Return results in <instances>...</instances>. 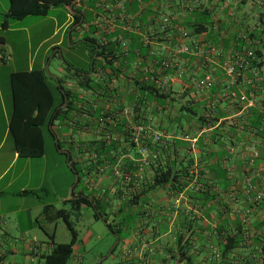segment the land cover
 I'll list each match as a JSON object with an SVG mask.
<instances>
[{"label":"crops","instance_id":"0c3cea01","mask_svg":"<svg viewBox=\"0 0 264 264\" xmlns=\"http://www.w3.org/2000/svg\"><path fill=\"white\" fill-rule=\"evenodd\" d=\"M107 1L113 3L116 0ZM122 1L125 2L127 12L132 15V20L125 29L119 19L112 18V12L106 13L103 10L102 0H66L64 4L50 5L46 14L39 15L46 16L55 6H61L66 11V17L71 20L70 28L76 24L71 29L73 31L69 42L71 45L81 41L86 43L88 66L90 56L87 42L92 43L86 36L97 38L96 44L93 43L96 50L101 49L102 45L113 50V54L107 57L113 58L111 67L107 65L106 59L98 56L89 73L84 72L91 77L90 85L95 81L99 84L98 87L80 89L72 80L66 83L68 89L78 93L80 101L77 106L80 112L75 113L73 122L63 125L56 122L53 126L62 149L68 151L71 147L74 161L83 164L85 158L76 152L75 147L95 136L92 127L99 124L102 112L116 110L126 104L136 106L135 99L146 95L145 105H139L136 109L138 114L155 130H162L170 136L169 140L156 144L161 163L188 165L186 174L191 179L186 180V186L179 192L160 187L151 188L130 206L126 202L130 192L123 189L121 183L112 181L107 167L84 176L102 208L109 212L108 220L117 228L123 229L122 238L115 237L116 243L111 248L112 251L120 244L122 260L115 264H168L170 260L185 264L179 263V255L176 254V235L180 232L190 236L191 247L188 253L193 264H264V199L243 189L245 157L238 150L232 151L233 146L225 141L227 128L215 126L195 143L180 138L196 124L194 119L185 115L187 112L183 110L184 106L193 108L203 116L207 103H218L216 98L226 79L224 66L232 50L243 52L248 48L257 49L261 52V57L264 56V0ZM4 3L5 0H0V7L5 10L4 20L7 21L5 26L2 25L4 20L0 22V54L8 56V59L0 60V264H46L44 256L57 243L69 241L57 240L59 220L50 222L42 219V210L47 204L55 207L59 203L67 204L66 199L70 197V187L73 185V172L64 158L63 164L72 176L64 172L61 176L62 189L59 181L54 186V177L51 170L47 171L45 163L46 152L36 157L44 161L36 168L30 166L35 158L21 156L15 147L10 128L11 73L33 68L21 69L14 63L12 53L16 40L5 36L11 25L7 15L9 0L7 7ZM73 7L80 8L85 13L80 15L77 22H74ZM163 17L187 30L190 46H198L205 53L197 55L191 52L173 58L181 38L177 31L160 30V20ZM195 28H199V31H195ZM117 34H123L127 42L126 49L116 40ZM59 43L58 39L50 46L54 54L60 52ZM40 68L43 69L42 65ZM205 71L212 73V86L206 92H196L192 81ZM142 83L153 85L163 96L152 94L148 89L142 93L138 85ZM244 83L239 77L236 85L238 92L244 91ZM91 102L97 105L101 114L98 123L95 119H90ZM85 121L88 126L81 125ZM214 132H218L220 138H216ZM208 133L212 135L208 136ZM238 133L246 137V132ZM176 139L177 143L174 141ZM56 152L60 154V151ZM18 161H23L25 166L29 165L27 183L18 190L10 191L13 182L24 171H12L13 165ZM258 162L264 164V152ZM216 164L220 165L219 170L208 169L205 175L200 176L192 174V169L201 171L203 167L211 168ZM53 167H61L57 156ZM10 170V177L5 180ZM224 174L226 179H223ZM197 183L201 186L197 187ZM234 184H238L240 188L238 200L227 203L226 196ZM138 188V185L135 186L132 192H137ZM199 188L216 194V198L204 203L196 198ZM42 194L49 199L45 201ZM176 199L179 200L178 204ZM86 208H81V215ZM242 208H246L251 214L250 227L253 232L250 240L246 241V247L223 254L220 250L221 243L224 236H231L236 232L237 224L241 223L236 210ZM129 212L135 214V217L130 221L131 227L127 229L124 222ZM101 221L107 223L103 219ZM82 257V249L73 246V264H81Z\"/></svg>","mask_w":264,"mask_h":264},{"label":"trees","instance_id":"16d2710c","mask_svg":"<svg viewBox=\"0 0 264 264\" xmlns=\"http://www.w3.org/2000/svg\"><path fill=\"white\" fill-rule=\"evenodd\" d=\"M66 0H9V13L8 17L12 19H21L27 15H44L48 12L50 5H59L64 4ZM74 8V7H73ZM73 13L74 22L80 20V15H85L84 11L80 8H74ZM7 24V21H3V26ZM264 30V28H263ZM73 31V30H72ZM72 31L70 37H72ZM195 31H199V28H195ZM2 37L0 36V40ZM86 39L91 41L89 44V56L90 64L84 69H73L70 66L66 68L72 71L75 75L72 82H75L78 88L87 89L89 86L98 87L97 82H92L90 85L91 77L87 76L84 72L89 73L91 66H95V58L98 56L106 59L107 65L111 67L113 58H107L113 54V50L107 49L105 46H101V49L96 50L94 44L97 42V38L94 36H86ZM94 43V44H93ZM254 53L258 57V61L252 62V66L260 67L264 63V56L261 57V52L259 50L253 49ZM96 55V56H94ZM112 69V68H111ZM259 75L262 77L261 81L253 80V86L250 84H245L244 92L245 94H256L258 106L264 108V69L259 70ZM246 77L253 79L251 73L246 70ZM69 80L62 79L61 77L56 78L57 85H50L44 73V70L41 68L32 69V70H19L11 73V94H12V114L10 118V128L12 135L14 137L15 147L18 153L24 157H38L44 154L45 152V129L49 131V134L52 138V143L56 151H58L55 145V138L59 144L60 149L63 148L61 141L57 137V134L54 132L53 126L56 122L60 125L67 124V122L74 121L75 113L80 112V108L77 106V103L80 101L78 98V93L73 92L70 88L66 87V83ZM238 81V80H237ZM139 89L145 92L147 89L152 93L158 96H163L159 93L158 89L154 88L153 85L147 84H138ZM211 88V87H210ZM209 88V89H210ZM208 89V90H209ZM238 92L235 87H232ZM206 90V91H208ZM227 90L225 89V82L221 86V92L219 97L217 96L218 103L216 106H220L218 114L212 118L204 119V116L199 115L193 108L184 106L185 115L191 117L195 120L193 128L191 130L185 131L184 133L190 132L193 133L198 127L204 125V123L216 122L217 120L227 116L229 105L233 104L228 98H225ZM238 94V93H237ZM136 109L139 105H145L147 100L146 95L137 97L136 99ZM66 104L64 105V102ZM212 99L209 101L211 102ZM138 104V105H137ZM222 104V105H221ZM64 105V106H63ZM211 104H206L204 109L205 111L209 110ZM261 108L252 107L245 114L241 116L242 118H234L233 123L227 124L226 120H221L219 126L221 128H227L228 132L226 134V140L228 144L234 145L239 137H236L239 134V131L249 132L250 130H255L258 138L264 139V113ZM227 111V112H226ZM99 110L91 111L90 116L96 120L100 119ZM241 121L245 123L240 125ZM82 126H88L87 121H85ZM123 122L119 121L116 125V130L119 135L123 134L122 130ZM96 125L94 130V137L89 141L80 142L76 145V152L81 154L85 158V162L81 165L74 161L73 154L71 152V147L68 148L69 152V163L75 168L79 179L77 183L74 184L72 193L70 197L66 199V203L69 204V208H57L53 205H44L42 210V219L50 222H57L58 220H63L67 229L70 231L71 237L69 242H59L55 245L53 250L44 256V261L46 264H67L69 258L73 254V246L78 238V232L74 228V222L71 220V216L79 218L81 216V208L83 206L91 208L94 211L95 218H101L106 221V225L109 230L114 234L118 235L119 239L122 238V228H117L114 223L108 220L109 212H106L99 201V199L93 194V190L89 186V181L84 180V176L90 172H98L101 168L107 167L109 169L108 175L112 176V181L115 183H120V179H116L112 166L116 162V158L125 151L127 140L124 136V140L121 141L120 137L112 139L109 143L104 142L101 139V132ZM229 128V129H228ZM216 138H220L218 132H214ZM218 135V136H217ZM211 136V135H210ZM177 143V139L174 140ZM179 142V141H178ZM157 143L154 144L153 148H157ZM166 146V145H165ZM199 146V144H198ZM66 157V154L60 152ZM226 156V154H225ZM122 170H135L132 166V162L127 158L122 159ZM68 165V163H67ZM188 165H179L177 166L175 162H167L164 165L159 160V164L153 167V183L149 186H144L138 180V191L130 192L129 197L126 202L128 205H132L138 201L140 197L149 191L151 188H165L166 190H171L173 192H179L180 189L186 186V180L191 179V177L186 174ZM220 165L216 164L214 167L207 168L209 170H219ZM71 170V168H70ZM72 171V170H71ZM73 172V171H72ZM225 173V172H224ZM202 169L199 171V175H202ZM73 181L75 179L74 173ZM187 175V176H186ZM223 179H226L225 174ZM136 185V186H137ZM125 189L128 186L124 187ZM200 190V188H199ZM198 190V191H199ZM196 198L203 200V202L211 201L216 198V194H210L209 190H200ZM74 196V197H73ZM135 217V214L129 212L126 216V221L124 222L126 228L131 227L130 221ZM236 227V232L229 236H224V240L221 243L220 250L223 254L230 252L239 247H246L243 243L242 238V223H238ZM116 247V246H115ZM112 249L111 252L115 249ZM176 254L179 255V263L193 264L191 261V255L188 253L191 243L190 236L185 235V232H180L176 235ZM166 261V258L163 259V262Z\"/></svg>","mask_w":264,"mask_h":264},{"label":"built area","instance_id":"2783aa9c","mask_svg":"<svg viewBox=\"0 0 264 264\" xmlns=\"http://www.w3.org/2000/svg\"><path fill=\"white\" fill-rule=\"evenodd\" d=\"M102 1L101 6L103 10L106 13L112 12V18L119 19L123 23L122 28H127L132 20V15L127 12L125 2L122 0H116L113 3L108 2L107 0ZM168 29L177 31L179 37L181 38V42L178 44L173 53V58H176L178 55L188 54L191 52H194L197 55H203L205 53V51L198 46H190L188 42L190 36L187 30L178 27L169 18L163 17L160 20V30L166 31ZM116 40L120 43L122 48H127V42L123 34H117ZM2 59H8V56L0 54V60ZM258 60V57L251 48H248L243 52L232 50L229 53L224 66V72L226 78L225 89L228 93L225 94V98H228V100L233 102V104L229 105L231 109H227L228 114L224 118H221L216 122L204 123V125L198 127L195 131H193V133H183L180 136L181 139L195 143L204 133L212 130L215 126H218L221 120H226L227 124L231 125L234 118H242L250 108H261L258 106V98L256 94H245L244 91L237 92V94L236 91L232 89V87L236 88L239 77L251 86H253V80H262V77L259 75V70L264 69V63L260 67L252 66V62H256ZM246 70L251 73L253 79H247ZM212 83V73L205 71L202 76L192 81V86L196 92H206V90L212 86ZM216 105L215 103L211 104L209 110L205 111L203 115L204 119L212 118L218 114L221 107ZM89 107L91 109L90 112L97 109V105L94 102H91ZM261 110L264 113V108H261ZM90 119L93 121L92 116H90ZM119 121L123 122L122 130L125 132L124 135H119L116 130V125ZM244 123V121H241L239 126H243ZM94 127H92L93 133V129H95ZM97 128L101 132V139L106 143H109L112 139H116L117 137H120L121 141L124 140V136L127 138V140L124 141L126 144L125 151L120 153V155L116 158L115 164L112 166L114 175L116 179H120L123 189H125V186H128L125 190L132 191V188L138 184V180H140L144 186L151 185L153 183V167L157 166L160 160L158 151L153 148L154 144L165 142L166 140H169L170 136L164 131L155 130L152 126H150L147 120L138 114L136 106L132 104L123 105L118 107L116 110L102 112V118ZM208 136H210L209 133ZM239 136L240 134L236 135V137ZM232 146V151L238 150L245 157L246 169L243 170V189H245V191L249 194H255V196L264 199V164H260L258 162L261 158L262 152H264V139L258 138L255 130H250L246 133V137L245 135L240 136L239 140ZM123 158H127L131 161L135 170L131 169L123 171L121 168V161ZM202 172V175H205L208 170L203 167ZM192 174L194 176L199 175V170L195 171L192 169ZM200 186L201 184L197 183V187ZM239 189L238 184L232 185L226 196L227 203H235L238 200ZM178 201V199L175 200L176 204H178ZM236 211L240 222L244 225L242 227V238L244 242L243 244L246 245V241L250 240V236L253 232L250 227L251 214L248 210H246V208L237 209Z\"/></svg>","mask_w":264,"mask_h":264},{"label":"rangeland","instance_id":"374dc122","mask_svg":"<svg viewBox=\"0 0 264 264\" xmlns=\"http://www.w3.org/2000/svg\"><path fill=\"white\" fill-rule=\"evenodd\" d=\"M4 5L7 7V0H5ZM4 12L3 7H0V22L5 18ZM8 21L11 25L9 31L5 33V36L16 40L14 53H12L16 67L21 69H28L29 67L38 69L42 65L47 82L53 86L57 85V77L69 81L74 79L75 74L68 70L66 68L67 66L81 70L87 68L88 57L85 55L86 43L81 41L71 45L67 40V30L70 28L71 20L66 17V11L61 6H55L46 16L27 15L21 20L9 18ZM1 31L2 29H0ZM58 39L60 41L58 45L60 52L54 54L50 46ZM44 135L47 171L49 172L51 170L52 176L54 177L52 181L53 185L55 186L56 181H59L60 188L62 189V174L65 172L69 176L72 175L63 164L64 156L56 152L47 129H45ZM56 156L61 162L60 169L53 167ZM34 158L32 159L34 163H30V166L38 168L40 164H43V160L40 161L38 158ZM28 167L29 165L25 166L23 161H18V163L13 165L12 171L21 169H24V171L13 182L10 191L18 190L27 183L26 173ZM10 173L11 170L8 176L5 177V180L10 177ZM27 186L30 185L28 184ZM42 197L45 201L49 199L45 194H42ZM67 204L59 203L57 207L69 208V204ZM71 220L74 222V228L78 232V238L74 244V248L80 247L83 253V257L80 258L82 260L81 264H115L122 260V254L119 250L120 244L115 247L113 252H110L115 244V235L105 223H102L101 219L99 220V218L94 217L91 208H86L79 218L72 215ZM70 237V231L67 229L64 221L59 220L56 232L57 240L69 241ZM67 264H73L72 256L69 258ZM168 264L177 263L175 260H170Z\"/></svg>","mask_w":264,"mask_h":264},{"label":"water","instance_id":"95a60500","mask_svg":"<svg viewBox=\"0 0 264 264\" xmlns=\"http://www.w3.org/2000/svg\"><path fill=\"white\" fill-rule=\"evenodd\" d=\"M74 13L77 14L75 11H74ZM82 19H83V18L81 17V20H82ZM75 26H76V24H73V25L71 26V28H69V29L67 30V40H68V41L70 40V32H71V29H72L73 27H75ZM65 104H66V101L64 102V105H65ZM64 105H63V106H64ZM55 145H56L58 151L63 152V153L66 154V157H67L66 160H67L68 166L71 168V170L73 171V173H74V175H75V179H74L73 185L70 187V193H72L73 186H74L75 183H77V181H78V179H79V176H78V174H77L75 168L73 167V165H72L71 163H69V152H68L67 150L60 149L59 144H58L56 138H55ZM73 197H74V196H73ZM115 237H116V239H118V236H117V235H115ZM115 243H116V242H115ZM177 261H178V260H177Z\"/></svg>","mask_w":264,"mask_h":264}]
</instances>
